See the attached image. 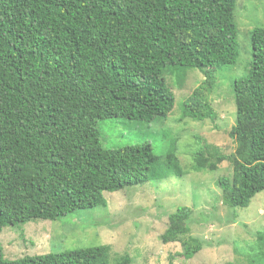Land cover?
Masks as SVG:
<instances>
[{
  "label": "trees",
  "instance_id": "16d2710c",
  "mask_svg": "<svg viewBox=\"0 0 264 264\" xmlns=\"http://www.w3.org/2000/svg\"><path fill=\"white\" fill-rule=\"evenodd\" d=\"M235 1L0 0V231L105 206V191L185 174L177 138L163 155L149 143L106 148L97 122L166 117L175 104L167 77L177 72L180 84L190 68L204 78L182 101V118H216L210 94L219 79L233 90L236 114L234 152L197 136L190 169L230 160L231 177L218 179L222 202L247 207L264 188V27L250 32L248 71L226 80L239 57ZM189 215L178 207L161 237L179 242L185 259L202 248ZM255 235L249 264H264V229ZM110 263L107 244L16 259L0 246V264Z\"/></svg>",
  "mask_w": 264,
  "mask_h": 264
},
{
  "label": "rangeland",
  "instance_id": "374dc122",
  "mask_svg": "<svg viewBox=\"0 0 264 264\" xmlns=\"http://www.w3.org/2000/svg\"><path fill=\"white\" fill-rule=\"evenodd\" d=\"M234 12L239 57L223 73L230 82L249 69L250 32L254 27H264V0H236ZM203 78L196 68L188 69L180 84L177 72L168 75L175 104L166 117L147 122L116 116L97 122L100 142L106 148L149 143L155 153L163 155L170 139L177 138V156L185 174L105 191V206L75 210L64 218H35L16 227L7 225L0 231L3 257L16 259L107 244L110 264H121L126 256L132 259L131 264H249L256 251L255 233L264 229V188L255 192L247 207L232 210L222 202L218 184L221 176L231 177L230 160L220 162L215 170L190 169L197 136L219 146L226 154L235 150V142L229 136L236 118L235 104L227 81L219 79L210 94L214 120L182 118V101ZM178 207L190 209L186 225L202 243L200 251L190 259L183 257L179 242L164 243L161 239L169 215Z\"/></svg>",
  "mask_w": 264,
  "mask_h": 264
}]
</instances>
